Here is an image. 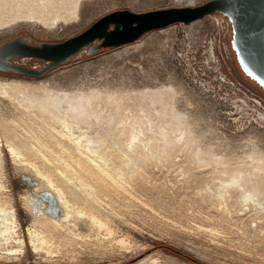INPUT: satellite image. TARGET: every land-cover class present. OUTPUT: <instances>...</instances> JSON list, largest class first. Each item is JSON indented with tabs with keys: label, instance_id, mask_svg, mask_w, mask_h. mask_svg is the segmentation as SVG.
<instances>
[{
	"label": "rangeland",
	"instance_id": "1",
	"mask_svg": "<svg viewBox=\"0 0 264 264\" xmlns=\"http://www.w3.org/2000/svg\"><path fill=\"white\" fill-rule=\"evenodd\" d=\"M151 1L81 0L79 20H57L47 26L36 20L19 18L28 7L26 0H0V44L17 36H26L38 43L60 42L83 32L97 19L115 10L146 12L196 6L207 0H193L191 4H176L175 0ZM41 2L35 0L32 6L37 7ZM51 2L55 11H64L74 0ZM220 24L224 25L223 31ZM193 25L206 31H218L233 77L264 99V90L245 76L237 63L227 18L212 13ZM183 28L173 23L150 30L119 47L101 49L90 55L77 54L42 77L0 72V80H16L33 90L47 85L64 93H97L98 107L104 111L110 109V112L116 109L115 118L121 112L142 116V109L153 122H159L160 128L150 124L145 126V138L158 149L152 148L147 157L142 158L139 150L129 152L125 149L126 136L120 133L118 126L107 120L82 119L84 131L91 136L104 137L102 150L108 151L114 161H121L123 154L120 151L125 150L131 155V170L140 174L136 187L130 189L131 195L119 192L116 214L102 213L113 229L115 240L127 238L128 249L116 246L114 239H101L107 238L103 233L98 234L99 242L94 239L92 228L83 220H77V228L86 239H67L52 256L33 253L26 229L36 217L23 197L40 203L43 212L51 218H60L63 208L49 187L20 164H14L6 153L0 164V177L9 205L16 211L25 248L24 253L11 256L6 255V245L0 244V264H264V220H260L254 210L241 212L237 207L230 213L217 211L213 207L214 197L206 194L207 186H214V180L224 178L221 162L230 167L227 168L229 173L242 168L252 179L256 178L252 168L264 159L263 128L242 115H232L231 103L213 100L183 80L170 55L174 35H179ZM31 62L24 60L26 64ZM107 93L115 98L109 106L104 103ZM34 110L38 114V110ZM16 113L20 114L21 109L1 97L0 120H16ZM35 117L29 116V125L47 137V128ZM175 120L181 122L177 128H186L192 142L189 146L178 144L174 148L167 145V150L162 152L160 131L168 130L165 139L173 138L175 131L171 130V133L170 129L175 128ZM16 130L25 136L22 130ZM68 192L73 199L82 197L73 190Z\"/></svg>",
	"mask_w": 264,
	"mask_h": 264
},
{
	"label": "bare ground",
	"instance_id": "2",
	"mask_svg": "<svg viewBox=\"0 0 264 264\" xmlns=\"http://www.w3.org/2000/svg\"><path fill=\"white\" fill-rule=\"evenodd\" d=\"M33 1L35 0H26L28 7H25L23 15L19 16L20 19L36 20L47 26L57 20L74 22L80 19L81 0H74L72 6L64 11L59 9L55 11L51 0H39L42 2L37 7L32 6ZM183 2L191 4L193 0H175L176 4ZM1 97L7 99L17 109L20 108L21 113H16V120L8 121L4 118L0 120V164L4 155L9 154L14 164H20L49 187L63 208L60 218H51L43 212L40 203H36L28 196L23 197L27 207L36 217L26 229L31 251L52 256L63 241L82 239L83 235L77 228V220H83L92 228L91 231L96 236L94 239H100L98 234L103 233L107 238L101 239H114L116 246L128 249L130 246L127 238L115 240L113 229L102 213L118 210L119 192L131 195L130 189L136 187L140 174L131 170V155L121 149L123 159L114 161L108 155V151L102 150L105 144L104 137L89 135L83 130L81 123L82 119L91 122L107 120L113 123L118 126L120 133L126 136L125 149L129 152L139 150L138 154L146 158L152 148L158 149V146L152 145L145 138V126L150 124L160 129L159 122H153L149 114L142 109H140L142 116L121 112L122 114L115 118L116 109L110 112V109L104 111L102 107H98L97 93L90 95H83L81 92L64 93L47 85L33 90L16 80H0ZM105 97V105H112L115 100L113 94L107 93ZM59 101L67 105L63 106L58 103ZM34 109L38 110V114H35ZM32 114L47 128V137L35 132L36 130L29 125V116ZM173 124L175 128L170 129L175 131L173 138L165 139L168 130L160 131L163 136L162 152L163 149L167 150V145L174 148L178 144L189 146L192 142L186 128H177L181 124L180 121L175 120ZM6 126H9V129ZM16 128L22 130L25 136L17 132ZM260 160L252 168L256 174L255 179H252L250 174L247 175V170L242 168L229 173L227 168L230 167H226L224 162L219 163L222 166L221 171L225 174L224 178L214 180L215 185L206 188V194L215 199L213 205L215 210L222 213H230L237 207L241 212L254 210L256 216L264 220V159ZM69 190L80 194L81 199L71 198ZM5 192L0 177V244L6 245V255L12 256L19 252L24 253L25 240L19 234V220L15 209L9 205L10 200L5 196ZM140 201L143 202L141 199Z\"/></svg>",
	"mask_w": 264,
	"mask_h": 264
},
{
	"label": "water",
	"instance_id": "3",
	"mask_svg": "<svg viewBox=\"0 0 264 264\" xmlns=\"http://www.w3.org/2000/svg\"><path fill=\"white\" fill-rule=\"evenodd\" d=\"M212 13L227 18L232 32L231 47L240 69L264 90V0H207L196 6L146 12L115 10L97 19L83 32L60 42L31 46L16 37L1 43L0 70L40 77L81 52L90 55L101 49L119 47L139 39L150 30L177 22L188 24ZM96 40L100 42L94 43ZM19 55L50 63L41 70H34L8 61Z\"/></svg>",
	"mask_w": 264,
	"mask_h": 264
},
{
	"label": "built area",
	"instance_id": "4",
	"mask_svg": "<svg viewBox=\"0 0 264 264\" xmlns=\"http://www.w3.org/2000/svg\"><path fill=\"white\" fill-rule=\"evenodd\" d=\"M197 20L175 23L185 28L170 44L173 66L187 84L213 100L231 103L232 115H242L264 131V99L233 77L220 34L195 27L193 22ZM223 26L219 25L222 31Z\"/></svg>",
	"mask_w": 264,
	"mask_h": 264
},
{
	"label": "flooded vegetation",
	"instance_id": "5",
	"mask_svg": "<svg viewBox=\"0 0 264 264\" xmlns=\"http://www.w3.org/2000/svg\"><path fill=\"white\" fill-rule=\"evenodd\" d=\"M17 37H19L22 40V42H27V44L31 45V46H40L43 43H48V42L38 43V42H35L33 40L32 41H27L29 37H26V36H17ZM14 38H16V37H14ZM99 42H100V40H96L94 43H99ZM51 43H55V42H51ZM81 53H83V52H81ZM24 60H30L32 62H31V64H26V63H24ZM8 61L11 64H13V65L20 66V67H26V68H30V69H34V70H41V69H43L44 67H46L50 63L49 61L40 60V59H37L36 57L26 56V55L25 56H20V55L19 56H12V57H10L8 59ZM50 70H48V71H50ZM0 72H9V73L15 74V75L27 76V75L20 74L19 72H14L12 70H0ZM47 72H45L43 75H45ZM42 76H40V77H42ZM27 77H31L32 78L34 76H27Z\"/></svg>",
	"mask_w": 264,
	"mask_h": 264
}]
</instances>
